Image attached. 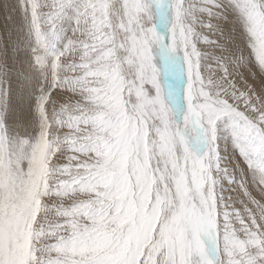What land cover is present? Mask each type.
<instances>
[{
    "label": "snow or ice",
    "instance_id": "1",
    "mask_svg": "<svg viewBox=\"0 0 264 264\" xmlns=\"http://www.w3.org/2000/svg\"><path fill=\"white\" fill-rule=\"evenodd\" d=\"M122 8L118 86L56 121L82 135L0 122V264H264V0Z\"/></svg>",
    "mask_w": 264,
    "mask_h": 264
},
{
    "label": "rangeland",
    "instance_id": "2",
    "mask_svg": "<svg viewBox=\"0 0 264 264\" xmlns=\"http://www.w3.org/2000/svg\"><path fill=\"white\" fill-rule=\"evenodd\" d=\"M99 1L105 4L104 12L95 10L89 16L93 8L83 7V11L79 10V18L78 8L73 11L79 0H0V39H3L0 40V81L11 80L13 85L11 107L7 113L0 103V122H8L10 136L30 142L38 131L41 113L48 121L49 139L69 132L82 135V132L57 125L56 121L77 115L81 110H95V104L90 102V90L106 85L118 86L117 69L121 65L117 58L123 54L121 47L125 35L120 27L124 19L123 0ZM99 1L86 0L84 5L91 3L96 7ZM81 27L87 37L75 33ZM84 39L87 44L93 43L82 54L95 47L92 54L100 55L97 63L92 61L96 69L92 68L87 75L80 68L70 70L67 67L80 64V57L76 54L77 60H73L71 50ZM53 45L59 50L55 57L49 54ZM84 68L91 69V65H84ZM72 78L81 80L74 84ZM92 78L98 79L97 82L90 83ZM38 98L41 99L39 109L36 106ZM226 147L232 151L230 143Z\"/></svg>",
    "mask_w": 264,
    "mask_h": 264
},
{
    "label": "bare ground",
    "instance_id": "3",
    "mask_svg": "<svg viewBox=\"0 0 264 264\" xmlns=\"http://www.w3.org/2000/svg\"><path fill=\"white\" fill-rule=\"evenodd\" d=\"M97 1H99V0H97ZM103 1V0H102ZM86 2V0H84V2H83V0H79V3L77 4V5H79V8H78V12H79V10L80 11H83L82 9H83V7H84V3ZM100 2V1H99ZM12 3H14V1L12 2ZM95 3H96V1H95ZM85 8V7H84ZM89 9V8H88ZM103 11L104 12V10H105V4L104 3H98V4H96V7H94L93 8V11H92V13L91 14H89V16H92L95 12L94 11ZM101 13V12H100ZM99 13V14H100ZM70 15H72L73 13H69ZM79 17V16H78ZM80 18V17H79ZM98 18V17H97ZM100 18V17H99ZM98 18V19H99ZM102 18V17H101ZM105 18V17H104ZM92 20V19H91ZM91 20H89V22L91 21ZM76 21H77V19H76ZM78 22H80V21H78ZM97 22L99 23V21L97 20ZM101 22V21H100ZM106 22V21H105ZM81 23V22H80ZM91 23V22H90ZM95 24V23H94ZM101 24V23H100ZM99 24V25H100ZM91 25V24H90ZM108 25V24H107ZM92 26H95V25H92ZM223 26L225 27V31H226V34L230 31V29H229V25L227 24V23H224L223 24ZM95 28H98V27H95ZM93 30H95L94 28H93ZM73 32H74V30H73ZM75 33H77L79 36H80V34H82L83 33V29H82V27H81V29L80 30H78V31H76ZM1 34V33H0ZM108 35V34H107ZM83 36H85V37H87L86 35H85V33H83ZM72 38H74V39H77V38H75V36H72ZM92 38V37H91ZM0 40H3V39H0ZM79 42V45H77V48L75 49V50H71L72 52H74L72 55H73V60L75 59V60H77L76 59V54H77V57H80L79 58V60H78V63H80V64H84L86 67H90V65H91V69L92 68H94V69H96V67H95V65H94V63H92V61H95V63H97L96 61L99 59V57H100V55L99 56H95L94 54H92V51L94 50V48L92 49V51L90 52V51H88L87 53H85V54H82L86 49L88 50L89 49V46H90V44H92L93 42H90V43H88L87 44V41H86V39H84V40H82V41H78ZM0 46H1V44H0ZM1 48V47H0ZM65 51V50H64ZM66 52V51H65ZM67 55V54H66ZM27 69V68H26ZM87 69V68H86ZM101 70H102V68H100ZM98 70V69H97ZM95 72V71H94ZM82 73H83V71H82ZM95 74V73H94ZM82 76V75H81ZM81 76L79 77V78H81ZM84 76V75H83ZM84 78V80H86V78L85 77H83ZM82 78V79H83ZM73 79V78H72ZM81 79H73V80H71V81H73L74 82V84L76 83V82H78V81H80ZM97 80L98 79H95V78H92V81L90 82V83H96L97 82ZM67 82H70V80H68ZM93 86H95V85H93ZM68 90L71 92V90H72V88L70 87V88H68ZM68 94H69V92H68ZM66 107V106H65ZM10 119H11V117H10ZM22 123V122H21Z\"/></svg>",
    "mask_w": 264,
    "mask_h": 264
}]
</instances>
